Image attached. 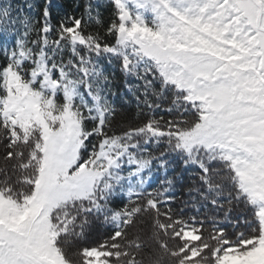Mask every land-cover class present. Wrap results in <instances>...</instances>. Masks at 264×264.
I'll use <instances>...</instances> for the list:
<instances>
[{"label": "snow or ice", "instance_id": "6c2138e0", "mask_svg": "<svg viewBox=\"0 0 264 264\" xmlns=\"http://www.w3.org/2000/svg\"><path fill=\"white\" fill-rule=\"evenodd\" d=\"M0 264H264V0H0Z\"/></svg>", "mask_w": 264, "mask_h": 264}, {"label": "trees", "instance_id": "16d2710c", "mask_svg": "<svg viewBox=\"0 0 264 264\" xmlns=\"http://www.w3.org/2000/svg\"><path fill=\"white\" fill-rule=\"evenodd\" d=\"M127 115L129 117V119H131L132 117H134V115H135V109H134V107H131V108H129L127 110Z\"/></svg>", "mask_w": 264, "mask_h": 264}]
</instances>
